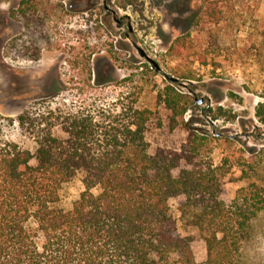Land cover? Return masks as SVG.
Returning a JSON list of instances; mask_svg holds the SVG:
<instances>
[{"label":"trees","instance_id":"obj_1","mask_svg":"<svg viewBox=\"0 0 264 264\" xmlns=\"http://www.w3.org/2000/svg\"><path fill=\"white\" fill-rule=\"evenodd\" d=\"M180 40L170 48L176 58L188 48ZM260 43L264 71V26ZM176 83L158 88L154 105L136 96L120 111L100 105L29 107L16 119L0 113V264H249L264 189L251 199L241 189L226 201L221 167L203 156L204 138L191 131L175 147H153L147 138L160 108L171 129L186 125L193 101ZM256 116L264 125V102ZM16 124L24 140L7 133ZM79 172L85 188L65 208L64 185ZM197 240L203 260L194 253Z\"/></svg>","mask_w":264,"mask_h":264},{"label":"rangeland","instance_id":"obj_2","mask_svg":"<svg viewBox=\"0 0 264 264\" xmlns=\"http://www.w3.org/2000/svg\"><path fill=\"white\" fill-rule=\"evenodd\" d=\"M22 1L0 0L2 115L16 119L29 107L93 111L106 105L120 111L136 96L154 105L158 88L173 83L164 74L179 79L192 73L193 79L172 84L192 98L186 125L171 129L170 115L160 108L148 140L153 147H175L194 131L207 143L206 162L221 167L226 201L241 189L248 199L263 192L264 125L256 108L264 102V71L257 56L264 0ZM116 18H124V24ZM179 38L188 48L176 58L170 48ZM135 44L159 63L160 74L154 75ZM7 133L16 140L26 137L17 124ZM83 178L79 172L64 185L65 208L84 190ZM171 207L179 217L176 201ZM253 223L248 263L264 264V212ZM181 232L187 234L184 228ZM194 253L197 260L205 258L202 241L194 243Z\"/></svg>","mask_w":264,"mask_h":264},{"label":"water","instance_id":"obj_3","mask_svg":"<svg viewBox=\"0 0 264 264\" xmlns=\"http://www.w3.org/2000/svg\"><path fill=\"white\" fill-rule=\"evenodd\" d=\"M135 47L137 48V50L139 51L140 55L142 57H144L147 61H149L152 65H153V68L156 70V71H161L162 68L161 66L159 65V63L153 59L152 57H150L147 52L141 47L139 46L138 44H135ZM166 79L169 80V81H172V82H178L179 79L176 78V77H173L171 75H168V74H164Z\"/></svg>","mask_w":264,"mask_h":264},{"label":"flooded vegetation","instance_id":"obj_4","mask_svg":"<svg viewBox=\"0 0 264 264\" xmlns=\"http://www.w3.org/2000/svg\"><path fill=\"white\" fill-rule=\"evenodd\" d=\"M104 2L107 3V0H104ZM105 7L107 8L106 5H105ZM116 20L118 21L119 24H121V25L124 24V18H116ZM129 31L130 32L132 31L130 24H129ZM128 34H130V33H128Z\"/></svg>","mask_w":264,"mask_h":264}]
</instances>
